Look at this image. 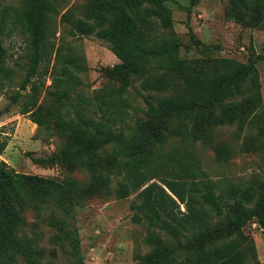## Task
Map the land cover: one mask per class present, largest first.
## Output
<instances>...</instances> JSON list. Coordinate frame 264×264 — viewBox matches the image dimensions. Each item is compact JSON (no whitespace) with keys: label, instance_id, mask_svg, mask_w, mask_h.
<instances>
[{"label":"trees","instance_id":"trees-1","mask_svg":"<svg viewBox=\"0 0 264 264\" xmlns=\"http://www.w3.org/2000/svg\"><path fill=\"white\" fill-rule=\"evenodd\" d=\"M59 1L0 0V58L9 56L8 38L25 37L30 54L22 87L32 83L34 93L45 87L56 105L44 108L29 98L21 113L39 127L48 128L49 117L56 119L65 139L59 152L39 161L82 168L89 178L79 186L68 177L19 172L0 159V264L42 262L39 236L20 234L15 200L25 201L28 194L38 209L51 206V224L57 228L54 243L68 247L81 261L77 228L57 216L70 212L78 191L119 198L137 192L140 203L133 207L136 218L146 220L150 247L137 264H247L249 256L256 258L244 229L254 223L264 230V180L222 183L211 178L192 150L165 148L168 135L192 146L211 142L224 125L236 124L240 137L246 126L264 132V100L255 64L228 57H181L178 36L158 33L172 30L175 23L162 0H91V21L78 18L72 9L61 13ZM229 12L253 25L264 17V0H233ZM60 15L70 33L96 34L110 43L120 61L105 71L119 81L118 88L105 85L90 95L77 90L82 67L77 52L62 35L57 37ZM37 75L42 76L40 82L33 81ZM14 76L15 70L0 60V81ZM48 77L51 85H46ZM137 82L144 91L146 118L128 131L119 125L130 116L127 91ZM20 96L18 92L13 101ZM8 143L0 133V155ZM231 153L223 144L218 158L227 161ZM114 176L121 177L115 186ZM181 250L187 254L182 260Z\"/></svg>","mask_w":264,"mask_h":264},{"label":"rangeland","instance_id":"rangeland-1","mask_svg":"<svg viewBox=\"0 0 264 264\" xmlns=\"http://www.w3.org/2000/svg\"><path fill=\"white\" fill-rule=\"evenodd\" d=\"M162 1L171 9L175 23L172 30L159 29L158 33L163 36H178L181 57H228L254 63L259 71L264 100V17L253 25L239 22L229 12L233 0ZM90 3L91 0H60L58 7L61 13L72 9L78 18L91 21L88 16ZM60 18L61 15L57 17V37L62 35L66 44L77 52L78 63L82 67L78 71L82 82L77 90L90 95L94 89L105 85L118 88L119 81L108 76L105 71L120 61L110 43L96 34H72L70 26L60 23ZM5 43L9 56L0 60L15 70V76L12 81H0V133L9 139L0 159L19 172L59 179L68 177L82 186L89 178L86 170L39 161L48 160L59 152L64 136L56 127V119L49 117L50 126L39 127L27 114L21 113V108L29 98H33L38 106L44 108L54 107L56 103L45 87L38 93L33 92L32 83L22 87L30 54L25 37L16 34ZM41 80V75L33 78L36 82ZM51 84L52 79L48 77L46 85ZM18 92L21 96L14 102L13 97ZM143 93L139 82L127 91L132 103L130 116L119 126L128 131H132L146 118ZM75 97L74 94V101ZM237 131L236 124L220 126L211 142H198L193 146L179 137L168 135L165 148L176 145L181 149L192 150L211 178L222 183H250L257 178L264 180V132L257 127L246 126L240 137L236 134ZM223 144L232 151L231 158L227 161L218 158L219 147ZM120 178L114 176V186ZM134 203H140L137 192L126 198L106 193L86 195L81 191L73 196L70 212L66 216L63 212L57 216L64 217L71 228H77L82 253L80 261L70 255L68 247L54 243L57 228L51 224V206L38 209L30 194L25 201L15 200L16 210L22 221L20 234L39 236V245L44 252L41 264H137L140 257L150 251V247L145 241L146 220L136 218ZM160 232L163 238L171 241L163 231ZM244 234L256 253V258L248 257L247 264H264V230L257 224L249 223ZM222 241L224 240H217L211 246ZM186 255L181 250L180 260Z\"/></svg>","mask_w":264,"mask_h":264}]
</instances>
